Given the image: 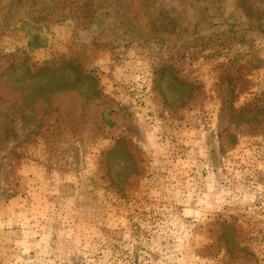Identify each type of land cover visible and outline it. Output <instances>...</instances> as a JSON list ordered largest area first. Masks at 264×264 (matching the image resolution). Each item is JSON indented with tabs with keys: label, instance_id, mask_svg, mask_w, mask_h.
<instances>
[{
	"label": "rangeland",
	"instance_id": "obj_1",
	"mask_svg": "<svg viewBox=\"0 0 264 264\" xmlns=\"http://www.w3.org/2000/svg\"><path fill=\"white\" fill-rule=\"evenodd\" d=\"M0 264H264V0H0Z\"/></svg>",
	"mask_w": 264,
	"mask_h": 264
}]
</instances>
